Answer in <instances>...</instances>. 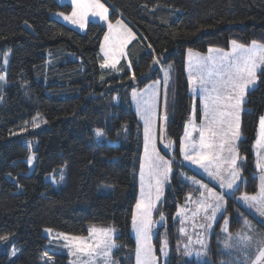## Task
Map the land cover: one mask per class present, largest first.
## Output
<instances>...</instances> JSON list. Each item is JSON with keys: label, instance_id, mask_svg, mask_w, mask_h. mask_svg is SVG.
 <instances>
[{"label": "trees", "instance_id": "16d2710c", "mask_svg": "<svg viewBox=\"0 0 264 264\" xmlns=\"http://www.w3.org/2000/svg\"><path fill=\"white\" fill-rule=\"evenodd\" d=\"M104 1L110 19L121 17L137 34L120 71L100 68L103 26L89 21L80 32L52 16L69 13V3L0 0V75L5 77L0 81V238L16 251L11 257L0 247V264H41L44 254L50 264H68L67 255L47 251L43 230L84 235L89 225L114 226V261L134 264L130 220L142 129L129 92L160 76L154 57L173 62L177 88L167 131L178 144L188 96L185 51L228 48L232 40L264 44V0ZM244 107L237 144L244 180L237 191L252 193L257 187L252 144L264 111V74L247 92ZM37 115L44 123L32 128ZM97 129L103 138L97 139ZM30 150L35 161L28 171ZM46 174L58 180L62 175V184L54 188ZM232 204L229 199L228 208ZM170 237L172 250L176 235ZM166 264H179V257L170 256Z\"/></svg>", "mask_w": 264, "mask_h": 264}, {"label": "snow or ice", "instance_id": "6c2138e0", "mask_svg": "<svg viewBox=\"0 0 264 264\" xmlns=\"http://www.w3.org/2000/svg\"><path fill=\"white\" fill-rule=\"evenodd\" d=\"M59 15L80 28L85 27L89 16H98L107 22L108 32L105 33L104 43L101 44L104 58L100 63V68L120 71L117 67L119 58L126 55L125 48L135 39V33L120 19H117L115 23L109 21L108 9L101 3V0H72L71 14L59 13ZM230 44V51L209 48L207 56H202L192 49L188 50V83L194 93L197 86L199 87L203 120L199 126L196 125L194 105L193 116L185 124V133L180 139V152L184 160L203 168L210 177L218 180L221 189L228 190L236 186L240 177L237 161L241 158L236 142L241 137V112L244 110L242 106L246 102L248 90L257 83L258 76L264 74V44L255 40L249 45L241 44L236 40L230 41ZM153 63L157 64L160 61L154 57ZM128 67L131 68V63ZM164 71V84L167 89L169 71L168 69ZM131 79H136L134 73ZM3 80L5 77L0 75V81ZM132 97L137 101L138 115L144 120V155L140 163V196L132 212V226L136 234V264H156L152 245V230L156 222L152 214L153 209L157 207L156 202L163 196L165 183L172 172V163L160 155L155 146L154 102L156 92L154 88L151 92L144 93L143 96L133 89ZM166 106L167 91H165ZM164 119H167L166 115ZM33 126L38 127V124L34 122ZM193 132L199 133L198 140L193 136ZM95 135L101 137L104 132L97 129ZM254 146L257 156L256 168L261 174L258 191L254 194L242 193L238 199L250 209H254L259 216L264 217V115L259 117L258 134ZM33 159L31 155L28 157L30 165ZM61 179H63L62 175ZM190 179L199 184L203 191H200L198 199L194 200L192 193H189L186 198V204L195 205L191 217L187 215L189 209L178 206L176 215L181 218L179 232L184 235H187L186 221L195 220L201 214L206 223L199 224L198 227L210 229L211 222L224 208L225 199L223 193L214 191L201 181L195 180L194 177ZM160 220H164L163 213L160 215ZM227 225L228 218L225 217L222 231L227 234V238L224 247L226 249L236 248L238 252L244 254L245 259L240 264H264V238L257 239L253 243L254 237L250 234L251 222L244 217L241 229L235 234L229 231ZM194 226L197 225L194 224ZM46 231L51 234L53 230L46 229ZM114 231L110 227L91 225L87 236L61 232L57 233V239L64 241L63 247L73 258L72 264H116L112 259L113 249L118 247L113 238ZM188 240L189 244L185 245V255H190L193 251L190 247L191 236H188ZM195 243L200 245V248L196 250L197 256L206 255L207 242L203 232L197 234ZM250 250H254L255 254L251 255ZM161 252L167 255L166 239L161 242Z\"/></svg>", "mask_w": 264, "mask_h": 264}, {"label": "rangeland", "instance_id": "374dc122", "mask_svg": "<svg viewBox=\"0 0 264 264\" xmlns=\"http://www.w3.org/2000/svg\"><path fill=\"white\" fill-rule=\"evenodd\" d=\"M57 1L59 3L67 2L71 5V11L66 14L64 13V15H70L72 12V0H57ZM101 3H103L105 7L108 9L109 21L115 23L117 19L122 20L123 23L127 25V27L130 28L133 33H135V38L137 37V34L135 30L132 28V26L129 23H127L125 20H123L121 17L111 20L109 17V13L111 11L110 7L104 0H101ZM59 13L60 12H54L52 13V16L80 32H84L86 30L87 23L89 21L97 22L105 28V32L101 39L100 48H99V52L102 56V61H103L104 54L101 51V44L104 43L105 33L108 32L107 22L101 20L98 16L96 17L89 16L88 20L85 23V27L80 28L78 25L72 24L69 21L65 20L63 16L59 15ZM249 44L250 43L244 45H249ZM128 45L125 48L126 55L121 56L119 58V62L123 59L128 60V55H127ZM209 48L221 49L223 51H230L231 44L229 43L228 48H218V47H209ZM208 49L205 52H200L193 49L192 50L194 52L200 53L202 56H207L209 54ZM188 50L189 49L185 51L184 67H183V74L187 84L188 96L186 98V111H185V118L183 119V129L179 135L178 144L176 143V140L168 134L167 131L168 122L172 117L174 97L176 95V88H177L176 87L177 80H176L175 67L173 62L155 64L154 67L159 68L160 76L156 79H153L143 84L142 86L135 85L132 88V90L136 89L141 96H143L144 93L146 92H151L154 88L156 92V97L154 102L155 146L157 151L160 153V155L164 156L165 159L171 161L172 163V172L169 174V179L165 183L163 196L159 201L156 202L157 207L153 209V214H152V218L156 222V226L152 230V245L156 257V264H166L170 260V256L175 254L179 257V264H205V262H207V264H233V262H237V264H240V262L244 261L245 259L244 254L242 252H238L236 248L226 249L224 247V242L227 238V234L222 231V227L225 225V217L228 218L227 227L229 231L232 232L233 234H235L238 230L241 229V226L243 225V218L246 217L251 222L252 225L250 234L254 237L253 243H255L257 239L264 238V217L259 216V214H257L254 209H250L247 205L244 204L243 201L238 199L242 193H245L244 191H237L240 182L244 180V177L242 176V172L239 167V162L242 160L240 155L239 157L241 159L237 161V167L240 170V177L237 180L236 186H234L232 190H228V189H221L218 180L210 177L208 173L204 171L203 168H200L199 166L184 160L183 155L180 152V139L184 136L185 124L193 116L194 105H195L194 119L196 125L199 126L203 120V111L199 98V87L197 86L196 92L194 93L189 87V83H188V75H189ZM165 69H168L169 71V80H168L167 89H165V84H164ZM2 75L4 76V73H2ZM157 81H159L160 83L156 84L155 82ZM256 85L257 83L254 86H252L248 91L253 89ZM132 90L129 92V102L142 129V154H141L142 157L144 155V120H142L140 115H138L137 113V101L134 100L132 97ZM165 91H167L166 107H165ZM242 107L243 109H245L244 104ZM165 115L167 116L166 120L164 119ZM261 115H264V111L262 112ZM41 118L42 117L40 115H37L35 118L32 119V123H31L32 128H35L33 126L34 122L38 124V126L44 123V119ZM161 128H163V131H161ZM258 128H259V119L257 123L255 139L252 144V151L254 155V167H255L254 175L257 178V187L254 192L248 194L256 193L258 191V186L260 184L261 174L259 170L256 168L257 156H256V148L254 146L258 134ZM193 136L197 140L199 139L198 132H193ZM101 138H103V136L97 137V139H101ZM22 140L25 144L28 145L30 144L28 138L24 137ZM238 141L236 142V146L238 144ZM30 155L34 157L31 165L28 163V157ZM225 155L227 154L225 153ZM28 157L26 159L28 163V171H31L34 167L35 154L30 150V152H28ZM214 170L215 169H213V171ZM193 177L195 178V180L201 181V183L207 185L209 188L213 189L214 191L218 193H223L225 197L224 208L217 213L216 219L211 222L212 227L210 229H201L198 227L199 224L206 223V221L203 219V214H201V216L197 217L195 220L188 219L185 225L187 228V235H184L179 232V228L181 227V218L176 215L178 211V206L189 209L187 215L191 217L192 211L195 210V205L191 203L186 204V198L189 193H192V198L194 200L198 199L200 191H203V189L200 188L199 184L195 183L193 179H190ZM173 178L175 179L173 180ZM44 180L51 182L52 186L56 189L62 184V179L60 178L58 180L53 174L44 175ZM137 183H138V192H137V199H138L140 196V168L138 172ZM229 199L232 200L233 202L232 207L230 208H228ZM161 213H163L164 215L163 221L160 220ZM169 220L171 221V225L174 227L173 229L169 228L168 225ZM194 224L197 226H194ZM90 226L91 225L87 227V233L82 236H87L88 228ZM95 226L104 227V228H109V227L113 228L115 230L113 234V238L116 242L117 229L114 226L112 225H107V226L95 225ZM61 232L62 231L53 230L52 233L49 234L46 231V229L43 230L42 234L47 238L46 249L48 252L67 255L68 264H72L73 258L68 255V250L63 247L64 241L62 239H57V233H61ZM171 232H173L176 235L174 248L172 250H171V237H170ZM199 232L204 233V237L207 242V249H206L207 254L203 256H197L196 254V250L200 248V245L195 243L197 239V234ZM130 235L134 239V244H135L134 264H136V234L132 226V217L130 220ZM188 236H191L192 238V243L190 247L193 249V251L190 255H185V245L189 244ZM154 238L157 239V243H155ZM165 239L167 240V255H164L161 252V242ZM7 241H8L7 239L0 240V247H2V249L5 250L9 254V256L12 257L13 252L16 254V251L11 249V244L8 247L6 246ZM250 254L254 255L255 254L254 250H250ZM45 255L46 254L43 255L41 264H50L48 263L50 259L47 258V256ZM112 259H113V255H112Z\"/></svg>", "mask_w": 264, "mask_h": 264}]
</instances>
